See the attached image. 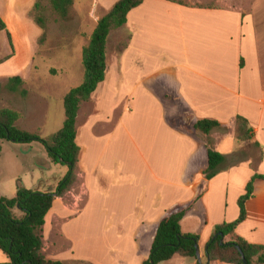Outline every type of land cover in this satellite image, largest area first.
<instances>
[{
    "label": "crops",
    "instance_id": "0c3cea01",
    "mask_svg": "<svg viewBox=\"0 0 264 264\" xmlns=\"http://www.w3.org/2000/svg\"><path fill=\"white\" fill-rule=\"evenodd\" d=\"M117 1L73 0L72 7L83 8L85 14L76 26L80 31L71 37L76 39V67L83 78L63 94L64 115L57 128L65 121V95L84 80L83 49L101 14ZM210 2L144 0L130 11L124 26L110 32L106 77L77 116L78 180L55 199L46 216L42 251L48 259L142 264L150 256L160 219L174 204L187 203L191 207L181 227L199 236L201 262L175 255L158 264H230L210 260L207 244L217 225L239 217V199L248 183L264 174V0L237 6ZM38 3L41 8V0H0V17L6 23L0 35L10 46L9 56L17 58L20 46L38 44L45 37L49 26L44 29L36 20ZM61 29L68 27L62 24ZM68 35L66 31L61 36L65 45ZM34 54L26 55L29 69L18 76L31 75ZM37 89L23 96L4 87L3 107L19 112L20 128L46 137L40 124L52 121L49 95ZM183 114L223 124L210 136L226 161L211 179L204 174L206 142L172 124ZM238 116L246 122L238 123ZM36 124L40 127L32 129ZM245 133L246 139H240ZM48 163L51 167L55 162ZM68 170L64 168L62 177ZM37 179L25 187L54 192L61 181L52 185ZM5 188L0 181V196L16 195L17 189L5 193ZM254 188L236 232L264 245V179L257 178ZM8 262L0 249V264Z\"/></svg>",
    "mask_w": 264,
    "mask_h": 264
},
{
    "label": "trees",
    "instance_id": "16d2710c",
    "mask_svg": "<svg viewBox=\"0 0 264 264\" xmlns=\"http://www.w3.org/2000/svg\"><path fill=\"white\" fill-rule=\"evenodd\" d=\"M50 1L56 14L61 18L68 16L73 0ZM143 2L144 0H118L99 19L82 53L84 80L65 95V121L63 127L56 133L43 137L39 133L20 128L17 125L19 112L9 107H0V139L15 143L40 142L53 162L67 165L69 168L54 192L33 190L18 183L14 197L0 196V249L10 259V262L1 264H67L61 260L48 259L43 254V230L46 216L53 207L55 199L65 196L78 180L81 148L77 143V116L82 103L91 99L99 83L106 77L108 36L113 29L124 26L130 11ZM39 8L38 3L36 10ZM36 20L45 29V19L36 15ZM3 30H6V23L0 17V32ZM5 60L0 57V63ZM4 87L20 92L23 96L28 92L24 78L18 75L10 77L6 84L0 80V93ZM237 121L245 123L246 119L238 116ZM172 124L203 138L208 148L207 167L204 174L206 179L214 177L226 161V157L215 149L210 135L213 130L223 127V124L213 118H196L192 114L180 115L172 120ZM246 134L239 135V138L246 139ZM257 178L264 179V174L254 175L248 183L246 192L239 199V217L233 222H224L216 226L207 244L210 260L244 264V255L248 264H264V245L251 243L236 232L238 225L246 218V202L254 196V182ZM200 195L201 192L198 196ZM190 207L191 204L177 203L166 211L158 223L150 256L142 264H158L175 255L197 257L199 236L194 233H184L181 227V221ZM17 210L21 215L16 213ZM219 232H222L224 237L217 235Z\"/></svg>",
    "mask_w": 264,
    "mask_h": 264
},
{
    "label": "rangeland",
    "instance_id": "374dc122",
    "mask_svg": "<svg viewBox=\"0 0 264 264\" xmlns=\"http://www.w3.org/2000/svg\"><path fill=\"white\" fill-rule=\"evenodd\" d=\"M186 4H193L198 1L210 2L211 0H178ZM253 0H219V3L227 6L247 5ZM211 3V2H210ZM81 7H70L69 14L66 18H61L54 11L50 0H41V8L36 10L35 14L42 16L45 19V25L49 27L46 29L45 37L38 41V44H30L27 46H20V54L17 58L9 56L10 46L5 44L4 38L0 35V57L6 59L0 63V73L3 83H8L10 77L23 75L25 69H29V59H25L28 53L36 51L34 54L33 71L25 80L26 90L34 87H39L41 94L47 93L49 95V108L52 115V121L47 125H33L31 128L36 129V126L41 128L44 136H50L56 133L60 128H57L59 122L62 121V96L71 85L77 81L81 82L83 74L77 72V43L76 33L80 31L76 26L80 24L85 14L80 12ZM102 16L104 14H101ZM78 23V24H77ZM68 27L67 30L61 29V26ZM69 33L70 39L66 41L68 45L62 42V33ZM73 37V38H71ZM15 48V46H13ZM29 63V64H28ZM70 66L75 70L71 71ZM58 68V72L56 69ZM69 68V69H68ZM53 70V71H52ZM30 72V71H29ZM22 73V74H21ZM11 74V75H10ZM40 81V82H39ZM41 86V87H40ZM6 88V87H5ZM29 91V90H28ZM38 91V89H37ZM38 93V92H37ZM1 94V93H0ZM40 94V92H39ZM6 99L0 95V107H3ZM119 115V113L117 114ZM30 128V129H31ZM1 145L0 153V181L6 184L5 193H13L17 189V183L31 186L38 182L37 177L45 178L46 182L52 185L61 180L64 168L67 165L61 163H52L48 167V162L51 160L46 148L40 142L32 143H15L4 140ZM69 169V168H68ZM62 177V178H61ZM36 178L35 182L33 181ZM42 184V185H43ZM57 188V187H56ZM85 196V195H84Z\"/></svg>",
    "mask_w": 264,
    "mask_h": 264
},
{
    "label": "water",
    "instance_id": "95a60500",
    "mask_svg": "<svg viewBox=\"0 0 264 264\" xmlns=\"http://www.w3.org/2000/svg\"><path fill=\"white\" fill-rule=\"evenodd\" d=\"M217 235H221L222 237H224V235H223L222 232H219ZM197 258H198V260L201 262L200 248H199V246L197 247ZM243 262H244V264H248V261H247V259L244 257V255H243Z\"/></svg>",
    "mask_w": 264,
    "mask_h": 264
}]
</instances>
